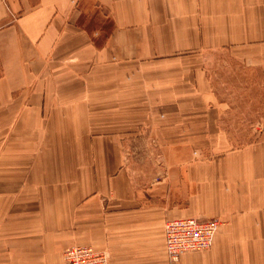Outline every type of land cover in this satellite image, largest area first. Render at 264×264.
Masks as SVG:
<instances>
[{"label":"crops","instance_id":"0c3cea01","mask_svg":"<svg viewBox=\"0 0 264 264\" xmlns=\"http://www.w3.org/2000/svg\"><path fill=\"white\" fill-rule=\"evenodd\" d=\"M211 51L264 77V0H0V264H264V127L233 144Z\"/></svg>","mask_w":264,"mask_h":264},{"label":"rangeland","instance_id":"374dc122","mask_svg":"<svg viewBox=\"0 0 264 264\" xmlns=\"http://www.w3.org/2000/svg\"><path fill=\"white\" fill-rule=\"evenodd\" d=\"M206 64L212 90L228 105L224 127L234 135L233 144L246 142L264 127V77L257 70L237 67L228 55L218 51H211ZM15 144L8 146L6 127H0V163L5 160L6 150L16 148Z\"/></svg>","mask_w":264,"mask_h":264},{"label":"built area","instance_id":"2783aa9c","mask_svg":"<svg viewBox=\"0 0 264 264\" xmlns=\"http://www.w3.org/2000/svg\"><path fill=\"white\" fill-rule=\"evenodd\" d=\"M220 220L217 218H176L164 224L165 250L171 260L189 251L211 245ZM64 264H108V255L86 245H73L64 251Z\"/></svg>","mask_w":264,"mask_h":264}]
</instances>
